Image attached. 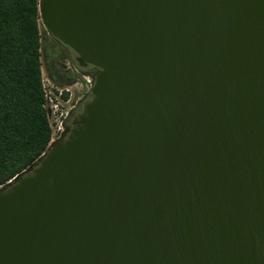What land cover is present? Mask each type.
Returning a JSON list of instances; mask_svg holds the SVG:
<instances>
[{
    "label": "water",
    "instance_id": "95a60500",
    "mask_svg": "<svg viewBox=\"0 0 264 264\" xmlns=\"http://www.w3.org/2000/svg\"><path fill=\"white\" fill-rule=\"evenodd\" d=\"M39 13L91 97L0 190V264H264V0Z\"/></svg>",
    "mask_w": 264,
    "mask_h": 264
},
{
    "label": "trees",
    "instance_id": "16d2710c",
    "mask_svg": "<svg viewBox=\"0 0 264 264\" xmlns=\"http://www.w3.org/2000/svg\"><path fill=\"white\" fill-rule=\"evenodd\" d=\"M40 21L39 0H0V190L36 165L47 149L42 71L60 86L87 74Z\"/></svg>",
    "mask_w": 264,
    "mask_h": 264
},
{
    "label": "built area",
    "instance_id": "2783aa9c",
    "mask_svg": "<svg viewBox=\"0 0 264 264\" xmlns=\"http://www.w3.org/2000/svg\"><path fill=\"white\" fill-rule=\"evenodd\" d=\"M41 83L44 95L43 106L46 109V115L50 127V138L47 148L65 138L68 133V118L70 112L76 105V101L83 97L84 93L89 92L93 84V77L89 74H83L81 79L72 85L60 86L53 83L49 77L42 71ZM76 89L80 93L75 97ZM43 152L41 156L44 154Z\"/></svg>",
    "mask_w": 264,
    "mask_h": 264
},
{
    "label": "flooded vegetation",
    "instance_id": "af4514ba",
    "mask_svg": "<svg viewBox=\"0 0 264 264\" xmlns=\"http://www.w3.org/2000/svg\"><path fill=\"white\" fill-rule=\"evenodd\" d=\"M75 56V55H74ZM80 71L84 72V73H87V74H92L94 73L95 71V68L91 65H87L86 67H80ZM91 97L88 96V95H84L83 97L79 98L77 101H76V105L75 107L73 108V110L70 112V115H69V118H68V121L67 123H69V121L71 122L72 118L78 114L80 111H81V108L83 106V104L89 100Z\"/></svg>",
    "mask_w": 264,
    "mask_h": 264
},
{
    "label": "rangeland",
    "instance_id": "374dc122",
    "mask_svg": "<svg viewBox=\"0 0 264 264\" xmlns=\"http://www.w3.org/2000/svg\"><path fill=\"white\" fill-rule=\"evenodd\" d=\"M40 27H41V28H44L43 25H42V23H41V21H40ZM43 72H44V71H43ZM44 73H45V72H44ZM77 91H78V90L76 89V92H75V97H76V98L80 96V93L77 92ZM87 93H88V92L84 93L83 95H87Z\"/></svg>",
    "mask_w": 264,
    "mask_h": 264
}]
</instances>
